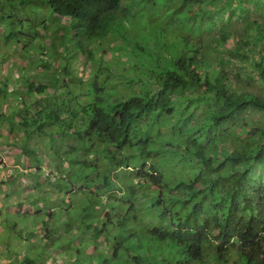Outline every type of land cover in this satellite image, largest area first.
<instances>
[{"label":"trees","instance_id":"trees-1","mask_svg":"<svg viewBox=\"0 0 264 264\" xmlns=\"http://www.w3.org/2000/svg\"><path fill=\"white\" fill-rule=\"evenodd\" d=\"M10 1L9 7L45 5L89 41L124 22L111 32L123 38L118 49L128 54L127 74L117 65L101 83L85 87L67 79L66 67L51 74L14 62L22 72L10 71L12 82L0 87L5 98H22L0 120L5 130L45 136L43 153L26 146L21 153L39 171L44 162L53 164L44 177L51 193H64L60 180L71 183L66 192L73 194L76 182L93 175L89 202L49 206L48 217H56L43 226L60 220L66 227L83 210L103 216L120 227L113 259L103 264H156L158 241L166 246L160 264H264V100L241 94L255 81L264 86V0H131L138 10L127 5L125 13L118 12L122 0ZM5 16L0 13L2 22L18 26L0 36V49L12 43L27 62L29 48L35 60L61 62L58 42H44L50 36L40 33L41 24ZM67 104L76 108L64 110ZM43 182L29 183L34 200L21 190L6 200L24 201L43 217ZM6 200L0 218L12 203ZM15 214L0 222V264H37L29 256L32 236L18 234ZM132 224L145 226L156 240L141 249L123 229Z\"/></svg>","mask_w":264,"mask_h":264},{"label":"clouds","instance_id":"clouds-1","mask_svg":"<svg viewBox=\"0 0 264 264\" xmlns=\"http://www.w3.org/2000/svg\"><path fill=\"white\" fill-rule=\"evenodd\" d=\"M12 1V0H11ZM10 1V2H11ZM16 1V0H15ZM9 2V0H8ZM2 5H4V1L2 2ZM127 5L133 6L134 11L138 10L137 4H133L131 0H122L121 2V8L118 11L119 13L121 11L127 12ZM17 7V6H15ZM17 11V10H16ZM24 17V16H20ZM63 20L58 22V27H53L50 32V37H46L44 39L45 43H48L50 45V38L55 37V41L58 42V45L56 47L57 54L56 57H59L61 61H63V68L62 73L64 72V67H66L69 71V74H67V79L69 76H72V82H78L80 85L87 83V82H96V84L101 83L102 79L100 77H103L104 75L109 74L111 71H117V68L115 66H119L118 72L125 73L126 69L129 66V62L126 61L128 59V54L119 50V46L121 43H123V38L119 35L116 37L111 31H115V28L119 27L120 23L124 22H117L114 26L111 27V29L107 30V33L105 36H103L101 39H96L93 41L87 40L83 34L80 32H77V27L73 25V21L68 19L65 16H61ZM122 17L119 18L118 21L121 20ZM39 25L41 24L45 29L44 31L41 30L40 32L42 34H47V27L48 24L46 22H38ZM3 25H0L2 27ZM4 31L0 30V36H3ZM53 35V36H52ZM61 43H64L66 45L62 46ZM84 43L87 44L86 48H83L81 46L84 45ZM12 44V43H11ZM11 44H6V47H3L0 49V52L2 50H6ZM0 46H2V42L0 41ZM107 48V49H106ZM19 53L24 54L22 51L18 50ZM88 51L91 52L92 58L90 57V54ZM17 52V51H16ZM16 52L13 53V57H18ZM106 54V55H105ZM25 56H28L25 54ZM65 60H63V57ZM116 56V57H114ZM86 63L94 62L97 65V69L95 71L87 68V72L84 74L76 75L74 76V73H71L70 68L67 64L69 62L70 58L74 59V71H76L77 64L81 65L80 58H83ZM114 58V61L109 62L107 59ZM125 59L124 65H119L121 63V59ZM95 60V61H94ZM84 65V64H83ZM101 70V71H99ZM99 75L98 78H94V76ZM87 77V79L83 80L82 77ZM69 80V79H68ZM72 107V105H69V108ZM55 137V136H54ZM41 149H44V141L43 139H40ZM2 144V143H0ZM22 148V147H21ZM22 151V149H21ZM20 155H26V153H21ZM43 153V152H42ZM16 157V156H15ZM30 158V156L28 155ZM9 158H7V161ZM66 161V160H65ZM6 161L2 162L0 157V170H2L3 165ZM30 168L32 169V172L43 173L44 177L47 175L50 176L49 172L47 171L48 168L50 171H52L53 164L51 162H44L42 164L41 171L37 170L36 166L33 165V161H28ZM66 168V167H65ZM15 173H10L9 175L4 176L3 178H0V182L5 181L4 185H0V190L2 194H0V208L4 205V202L7 198H9L10 191H19L20 196L23 195V197H26L25 199L29 198L31 200H34L35 195L30 194L31 196H24L23 189H28V185H25V187H21V178L22 173L19 172L18 169L14 171ZM28 177V175H26ZM55 178V177H54ZM12 180V181H10ZM7 183V184H6ZM14 184H18L19 186L17 188H13ZM95 188V186H93ZM88 188V187H87ZM92 188V187H89ZM80 189L77 193V188L74 189L73 194L76 197H79L80 193H82L84 187L78 188ZM94 190V189H93ZM92 190V191H93ZM91 191L83 193L85 195L84 198L85 202H89V199L91 195H89ZM18 194V195H19ZM17 195V197H18ZM19 196V197H20ZM16 197V198H17ZM227 197L222 198V201H224ZM15 198L12 197L10 201H14ZM6 200V204L8 203ZM92 202L94 200L91 199ZM18 202L14 205L17 210L19 208ZM16 211H11L10 214H13L12 212L16 213ZM62 210V208H61ZM48 213H51V211H47ZM34 214V213H33ZM122 214V213H121ZM25 224H30L29 221V212H25ZM24 220V221H25ZM15 221L19 225L21 229V223L15 218ZM56 222V223H55ZM55 225L53 226V224ZM53 224L43 226L42 224L39 225L38 231H37V237L33 238L32 242H28V245H31V251H29V256L35 260L37 264H103V261L106 262L112 261L113 259V245L115 244L114 237L118 235V232L120 230V227H115L112 223H108L103 216L94 215L92 212L83 210L78 214V218H73L70 221V224L68 226H63L61 224L60 220L54 221ZM42 227V228H41ZM142 228H138L135 225H129L128 227H124V231L127 233L134 234L135 236L132 237V243L138 242V246L141 249H145L146 244L152 241H155V233H153L151 230L147 231L145 226H141ZM56 239L59 240V242L62 244V247H60L59 252L61 250L68 252V254L63 256V259H61L60 255L53 256L49 255V257L46 259L43 257L44 251L46 250V246H50ZM35 243L40 244L39 247L35 246ZM2 242H0V248H1ZM156 255H154L153 261L156 264H160L161 259L166 252V246L162 244L161 242H157L156 244ZM154 250V249H153ZM161 250V251H160ZM209 250H213L212 248H209ZM47 252H50L49 248L47 249ZM133 253L124 254L119 256L120 258L123 256L126 259H128ZM86 259V260H84ZM185 264L183 261L176 260L172 264Z\"/></svg>","mask_w":264,"mask_h":264},{"label":"rangeland","instance_id":"rangeland-1","mask_svg":"<svg viewBox=\"0 0 264 264\" xmlns=\"http://www.w3.org/2000/svg\"><path fill=\"white\" fill-rule=\"evenodd\" d=\"M4 1V5H2V2ZM17 10V11H16ZM0 13L6 15L5 17L7 19H9V16H13L14 14H19V16H26L29 20L24 22L23 25H31L33 22L38 23V22H46L48 24L49 27H47V34L48 36L50 35L49 30H51V28L53 27H58V22L63 20L62 17L54 14L53 12H51V10L49 8H47L45 5L40 4L39 2H35V4H31V5H26V4H18L17 2V7H9V2L8 0H0ZM255 17L252 16V19H254ZM21 18H19L18 20H20ZM25 19V18H22ZM0 25H3L2 27H0V30H3L5 33L8 32L9 30L13 29L15 27V25L18 26V24L15 22L14 23H8V22H2L0 20ZM12 25L13 27L11 28ZM133 27H137V23H133L132 24ZM11 28V29H10ZM41 33V32H40ZM53 36V35H52ZM60 44L62 46L66 45L64 43ZM83 48L87 47V44L84 43L83 46H81ZM19 49V48H18ZM107 49V48H106ZM50 50L51 53H53V49L50 46ZM17 51V52H16ZM29 54L31 55V57H33L32 60H29L27 62V59L29 56H25V54L19 53L18 50L14 49V48H7L6 50H2L0 52V59L3 60L2 63L0 62V87L3 86L4 83H11L12 82V76L10 74V71H14V73L17 74V70L16 68L22 72L20 70L19 67H14L12 65V63L16 62V63H22V64H26V66H28L29 68L35 70L36 72L42 71L44 70L45 73H56V71H58V69L60 71H62L63 68V61H56L53 62L50 58L48 59H41V60H35V52H34V48H29L28 49ZM54 51H56V49H54ZM16 52V54L18 55V57H13V53ZM55 53V52H54ZM106 55V54H105ZM116 57V56H114ZM109 62L114 61V58L109 59ZM95 61V60H94ZM121 63L119 65H124L125 64V59L122 58ZM27 62V63H26ZM74 59L70 58L69 62H67L71 73H74V76L76 75H80V74H84L87 72V68L95 71L97 69V65L94 62H89L86 63L83 58H80V63L81 65L77 64L76 67V71H74ZM48 65V69L46 67V65ZM84 64V65H83ZM58 68V69H57ZM47 69V70H46ZM101 71V70H99ZM124 74H127V72H125ZM69 80H72V76H69L68 78ZM83 80L87 79V77H82ZM254 85L253 86H249L247 87L244 91L241 92L244 93H248L249 91L251 93H253L254 98H256L259 101H263L264 100V86H262L260 84L259 81H255L253 82ZM83 84V81H82ZM92 83L87 82L85 83V87L91 86ZM19 88V86H18ZM12 88L9 89V91H11ZM6 99V100H5ZM21 100L22 98H19L17 100H13L11 98L7 99L5 98V95L3 92H0V120H3L5 116H8L13 110L19 108L21 106ZM62 100H59V102ZM91 101H89L90 103ZM73 108H76V106L72 105ZM69 109V105L67 104V106L64 107V110H68ZM3 123V121L1 122ZM45 136L44 135H39V136H21L20 133L16 134H9L7 132V130H5L4 125L0 124V157H1V161L4 162L6 161L5 164L3 165L2 170H0V178H3L6 175H9L10 173H15L14 171L16 169L19 170L20 173H22V178H21V187H25V185H29V183L31 181H35V179L39 180L40 182H43L45 180L43 173H33L32 169L30 168V165L28 163L29 161V157L28 155H20V151H21V147L22 146H26L27 149L29 148L30 150H33L37 147H39L41 145L40 139H43ZM44 141V139H43ZM227 145V144H226ZM45 148V147H44ZM41 149V147H40ZM42 152H44V149H41ZM34 151V152H33ZM32 153L35 154V150H33ZM58 154V153H57ZM16 156V157H15ZM59 156V155H58ZM60 157V156H59ZM7 158H9V160L7 161ZM61 158V157H60ZM68 161H71L70 159H68ZM61 165L62 167H66L67 165V160L62 162L61 161ZM66 169V168H65ZM50 174V170L48 168L47 170ZM75 171V170H74ZM28 175V177L26 176ZM75 175V174H74ZM38 176V177H37ZM89 178H93V175H91V173L88 175ZM90 179V180H91ZM55 178L51 177L50 181L52 183H54ZM89 180V181H90ZM88 180L87 181H81V182H76V188L85 185L82 193H80L79 197H76L74 194L71 193H67L66 191H71L72 189V185L69 181H60L58 182L59 185H61L62 190L64 193L61 194H55V193H51V191L53 190L50 182L44 181L40 188L42 189V191L45 194V198L47 199L46 202H44L43 208H42V213H43V217H38L35 216L33 213V209L30 207V205H27L24 201L21 202V205L19 206L18 210L17 208L14 206L17 202V200L12 201L11 206L9 207L8 205L3 207V216L2 218H6L5 216H7V218L9 219V216H11L9 213L11 211H16L15 217L16 219L21 223V230L18 231V234L26 237V235L32 236L33 238L37 237V231L39 228V225L42 224L43 227V222H49V220H53L56 215H52V218L50 219L48 217V207L49 206H53V207H64L67 205L70 206H78V203L82 202L81 198H84L85 195L83 193L85 192H89L92 191L94 189V187L92 186L93 184H91ZM19 185L18 184H14L13 188H17ZM88 187V188H87ZM92 187V188H89ZM77 188V193L79 192L80 189ZM23 193L24 196H31L30 194H32L31 189H23ZM81 197V198H80ZM55 198L54 200H50ZM73 200V201H72ZM40 205V203H39ZM8 206V207H7ZM6 207V210H5ZM29 212V221L30 224H25V222L27 220H25V212ZM57 213L60 212V210H56ZM14 214V212H12ZM0 218V222L4 221V219ZM78 218V214H76L75 216L72 215V219ZM71 219V220H72ZM25 220V221H24ZM0 223V233L5 231V225ZM47 226V225H46ZM41 227V228H42ZM40 244L35 243L36 247H39ZM60 247H62V244L59 242L58 239H56L50 246H46V250L44 251V255L43 257H45L46 259L49 257V255H53V256H57L60 255L61 259H63V256L67 255L68 252L61 250L59 252ZM49 248L50 252H47V249ZM86 260V259H84ZM236 264H239V262H236Z\"/></svg>","mask_w":264,"mask_h":264}]
</instances>
